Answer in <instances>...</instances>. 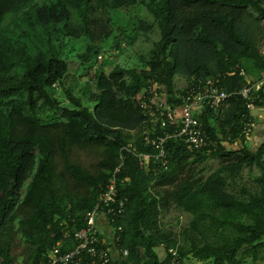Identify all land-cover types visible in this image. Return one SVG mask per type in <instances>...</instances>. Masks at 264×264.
<instances>
[{
    "label": "trees",
    "instance_id": "obj_1",
    "mask_svg": "<svg viewBox=\"0 0 264 264\" xmlns=\"http://www.w3.org/2000/svg\"><path fill=\"white\" fill-rule=\"evenodd\" d=\"M130 7L145 8L148 20L129 13L120 22L115 11ZM10 13L16 17L3 28ZM151 19L160 37L141 64H117L109 77L95 68L94 107L71 91L70 104L62 105L54 84L64 81L69 62L60 36L85 39L77 56L93 68L105 40L117 38L120 50L122 41L148 31ZM24 30L34 33L30 43L20 41ZM263 45L264 0H0V264H16L18 244H25L24 264H41L58 243L72 248L66 233L85 226L117 167L125 211L112 223L119 257L109 264H169L173 248L181 264L264 259V136L250 147L246 122L256 120L248 101L237 93L217 108H202L203 128L218 142L208 152L189 150L178 134L181 122L163 126L164 108L149 98L144 108L138 99L158 83L175 108L190 87L209 78L240 91L247 76L261 78ZM177 76L186 86L176 87ZM257 94L261 105L264 90ZM148 135H169L167 167ZM238 142V149L228 146ZM140 154L149 159L142 162ZM210 157L223 158L210 175L189 173ZM255 167L261 172L250 188L244 172ZM171 205L191 215L180 230L163 224ZM83 264L99 263L85 254Z\"/></svg>",
    "mask_w": 264,
    "mask_h": 264
},
{
    "label": "built area",
    "instance_id": "obj_2",
    "mask_svg": "<svg viewBox=\"0 0 264 264\" xmlns=\"http://www.w3.org/2000/svg\"><path fill=\"white\" fill-rule=\"evenodd\" d=\"M264 53V49H263ZM103 58L99 55V59ZM163 86L151 84L147 86L141 95V105L144 108L150 107L146 98L155 99L159 96V89ZM264 90V72L257 81H248L240 91H228L224 87L217 85L214 78H209L205 82H199L190 87L182 97L183 103L179 108L167 106V112L163 115L162 125L165 126L169 121H176L177 114L181 116V129L178 132L184 137L189 150H206L210 152L213 147L218 145L211 135L203 128L199 118V113L205 105L212 108L219 107L228 97L233 94H241L247 101V107L253 109L255 101L259 96L256 95L261 90ZM161 105H163L161 103ZM159 104V106H161ZM255 122H246V133L248 139L251 138L252 129ZM166 137L146 136V142L152 144L157 149V158L162 161L164 167H167L169 162L168 150L165 146ZM141 161L145 162L149 159V154H140ZM116 168L113 176L109 180L106 190L97 200L95 206L87 212L85 220L86 224L73 234L67 232L68 238L72 237L73 247L64 250L63 244L58 243L55 247L49 250L46 260L41 264H83L84 255H89L94 263L109 264L112 260L111 248L106 240L101 236L98 228V217L101 213H106L109 216V221L112 225L117 218L121 217L125 211V200L118 196V180ZM121 229V227H119ZM127 254V251L125 252ZM171 260L169 264H181V258L177 248L171 249Z\"/></svg>",
    "mask_w": 264,
    "mask_h": 264
},
{
    "label": "rangeland",
    "instance_id": "obj_3",
    "mask_svg": "<svg viewBox=\"0 0 264 264\" xmlns=\"http://www.w3.org/2000/svg\"><path fill=\"white\" fill-rule=\"evenodd\" d=\"M126 9H119L115 12H118L123 18L120 22L126 23V19L129 17V13H131V17L135 18L138 14L146 20L144 16H147V10L143 7H130ZM100 11V10H99ZM102 10L99 12V16ZM116 14V13H114ZM13 15V14H11ZM95 16V15H94ZM99 16H95L98 18ZM77 18V15L74 16V19ZM119 19V18H118ZM150 29L144 32H139L135 35L134 41L129 43L128 41H122V48L119 51H115L116 44L118 43V39L111 38L105 40L103 45V53L106 58L103 60L100 70H103L107 77L111 70L117 65L120 64L123 67L129 68L136 66L142 63V56H148L150 50L153 47V44L160 37L159 27L157 23H154L149 20ZM29 25V20L26 21ZM114 23H117L113 21ZM118 25V23H117ZM131 27V24L128 25V28ZM148 27V28H149ZM29 28V27H28ZM29 30V29H28ZM27 30V31H28ZM27 31L24 30V34L20 37L21 43H30V38L34 39V33L31 32L27 35ZM84 38H88L87 36H83ZM61 41V50L63 55L68 57L69 62V71L66 74L64 81L58 83V92L56 97L61 100L62 105L66 106L69 103V97L67 93L71 91L74 95L80 96L84 99V103L91 108L94 107V104L91 105L89 102V96L92 92L97 91L98 84L96 79V71L93 67H88L87 63H84L80 58H78V53L83 51V49L87 45V41L85 39H80L79 41L74 37H65L60 36ZM49 43H45V47H49ZM264 47V46H263ZM263 47L261 50L263 51ZM102 53V52H101ZM76 55V56H75ZM97 66V65H96ZM248 80L252 81V77L247 76ZM186 79L182 76H177L175 78V85L177 88H182L186 86ZM88 103V104H87ZM44 109L49 110V106ZM61 112V111H60ZM253 115L255 117V125L252 129L251 138L249 139V145L252 149H256L259 143L262 142L264 136V103L261 105H256L252 109ZM228 145V144H227ZM233 149H238L240 147V142L235 143L234 145H228ZM222 157H210L206 161L197 162L191 165L189 173H193L196 175H210L214 170H216L222 164ZM260 169L255 167L252 173H249L248 170L244 172V184L249 186L250 188L254 187V175L260 173ZM191 215L187 212H184L177 208L174 205L163 210L162 213V221L163 224L168 226H173L174 229L180 230V228L186 224H188ZM19 241V240H18ZM25 244H18L14 246V254L16 256V264H24V251ZM159 249V248H158ZM187 264H208L207 262L199 261L194 258L190 259ZM244 264H264V259L260 260H252L248 259L244 262Z\"/></svg>",
    "mask_w": 264,
    "mask_h": 264
},
{
    "label": "clouds",
    "instance_id": "obj_4",
    "mask_svg": "<svg viewBox=\"0 0 264 264\" xmlns=\"http://www.w3.org/2000/svg\"><path fill=\"white\" fill-rule=\"evenodd\" d=\"M38 1V0H37ZM19 15H20V13H19ZM14 17H16L15 15H11V13L6 17V19H5V21H4V23H3V25H2V27L3 28H5V27H7L8 26V24H9V22H11V20L14 18ZM115 51H119V50H115ZM102 52V53H101ZM99 54H98V56H97V61H96V64H95V66H94V68H99L101 65H102V62H103V60L106 58V56H105V54L103 53V51H101ZM99 55H102L103 56V58L100 60L99 59ZM97 65V66H96ZM61 84V83H60ZM153 84H158V83H153ZM158 85H161V84H158ZM54 86L58 89V83H55L54 84ZM162 86V85H161ZM160 89L162 90V91H160ZM159 89V96L157 97V98H155V99H152V102H154L156 105H158V108L159 109H161V108H164V110H165V112H161V115L163 116L164 115V113H166L167 112V106H169V105H167L166 104V102H165V93H164V87L163 88H160ZM142 93H143V91H142ZM142 93H141V95H142ZM141 95L138 97V99H141L140 100V102H142V98H141ZM151 100V99H150ZM146 101H147V98H146ZM148 102V101H147ZM161 103L163 104V105H161ZM150 104V103H149ZM159 104L161 105V106H159ZM171 106V105H170ZM175 108H179V106L178 107H175ZM252 114H253V112H252ZM181 122V116H180V113H178L177 114V119H176V121L175 122ZM180 129H181V127H180ZM183 137V136H182Z\"/></svg>",
    "mask_w": 264,
    "mask_h": 264
},
{
    "label": "crops",
    "instance_id": "obj_5",
    "mask_svg": "<svg viewBox=\"0 0 264 264\" xmlns=\"http://www.w3.org/2000/svg\"><path fill=\"white\" fill-rule=\"evenodd\" d=\"M264 46V45H263ZM264 49V47H263ZM260 144V143H259ZM98 228L101 236L106 240L107 244L111 248L112 256L114 258L119 257V251L114 246V228L109 221V217L106 213H101L98 217Z\"/></svg>",
    "mask_w": 264,
    "mask_h": 264
}]
</instances>
